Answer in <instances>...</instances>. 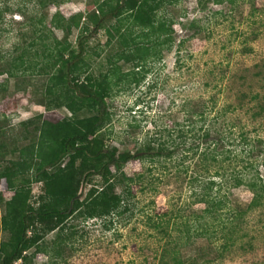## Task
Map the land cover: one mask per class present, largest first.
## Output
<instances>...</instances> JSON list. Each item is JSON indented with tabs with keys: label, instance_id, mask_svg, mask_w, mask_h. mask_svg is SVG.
Wrapping results in <instances>:
<instances>
[{
	"label": "rangeland",
	"instance_id": "rangeland-1",
	"mask_svg": "<svg viewBox=\"0 0 264 264\" xmlns=\"http://www.w3.org/2000/svg\"><path fill=\"white\" fill-rule=\"evenodd\" d=\"M101 2L0 0V83L7 81L6 88L0 91V172L6 168L15 170L13 162L18 159V149L35 136V128L41 120L57 122L73 116L65 107L47 108L39 103L41 83L44 96L52 97L63 85L62 74L52 73L43 81V76L36 74V68L17 77L8 69V60L29 45L36 27L44 36L48 34L47 28H51L52 35L64 44L66 50L57 51L59 59L77 54L76 59L84 71L80 81L90 76L93 83L105 87V109L110 113V120L96 136L107 150L114 147L117 153H132L148 137H156L168 146L176 144L181 140L176 138L178 129L191 128L189 110H196L198 115L206 116L205 125L215 124L212 129L221 130L226 123L228 126L232 123L235 124L234 137L238 138L240 130L246 132L251 145L262 149L246 159L258 164L249 169L254 172L256 168L264 178V0H236L232 5L224 1L223 7L212 0L164 2L155 11V17L171 20L170 47L167 44L158 47L162 49V58L150 63L149 71L138 86L120 83V86H112L109 96L108 81L115 80V76H108L109 57L119 50L120 44L117 36L108 35L109 24H115L114 19L92 32L93 23L88 17L99 14L97 5ZM54 13L68 20L73 17L68 22L71 24L68 31L50 26ZM40 18H43L42 24L37 23ZM132 22L131 18L127 19L121 30L126 29L136 37L141 28ZM84 25H87L85 30ZM143 39L136 37L137 41ZM43 42L49 43L50 38L44 37ZM41 43L28 46L29 52L32 54L35 49L41 52ZM31 54L25 56V60L39 63L40 59ZM153 58L150 55L148 61ZM116 64L122 71L130 67L122 61ZM138 99L140 105L135 103ZM224 107L227 111L213 118ZM255 112L259 114L253 116ZM92 113L80 111L75 116ZM136 124L138 126L134 127ZM200 124L194 123L195 128ZM189 134L185 146L193 144ZM257 139L261 143H257ZM204 146L199 145L195 153L193 150L186 153L183 165L189 166L187 174L177 173L172 167L184 154L180 150L171 160L155 159L149 172L148 162L130 159L121 173L131 177L143 172L145 179L130 182L128 210L111 219L68 217L65 223L73 225L75 234L70 241L61 244L59 255L55 254L57 247L53 245L55 231L61 225L56 218L54 230L38 241L47 251L36 252L32 264H172V250L177 252L179 264H264V204L245 215L233 234V241H228L224 248L221 247L225 242L222 234L228 232V228L222 233L192 236L195 226L203 222L193 219L203 204H192L195 200L192 193L198 191L201 180L193 188L189 175L198 157L204 156ZM237 147L245 148L244 145ZM241 165L237 169L240 170ZM106 178L108 183V174ZM119 178L120 173H116L110 181L115 182L117 192L123 193L125 185L118 182ZM236 184L228 189L229 197L244 207L251 192L241 184L240 177L236 178ZM104 185L100 175L82 180L78 190L80 199H84L90 188L99 189ZM16 188L28 191L27 202L33 208L45 201L44 184L36 181L32 171L24 170L12 181L0 178V255L1 245L10 237L9 230L1 226L6 213L4 203L14 195ZM154 222L160 226L154 227ZM182 222L192 225L189 238L183 231L184 224L180 225ZM34 248L23 251L12 264L25 261ZM164 248L169 252L164 253Z\"/></svg>",
	"mask_w": 264,
	"mask_h": 264
},
{
	"label": "trees",
	"instance_id": "trees-1",
	"mask_svg": "<svg viewBox=\"0 0 264 264\" xmlns=\"http://www.w3.org/2000/svg\"><path fill=\"white\" fill-rule=\"evenodd\" d=\"M166 1L171 2L172 0H102L97 5L99 14L89 15L88 21L93 23V33L103 27L107 20L108 23L111 19L115 20V24H109L108 35L110 38L117 36L120 48L109 57L108 76L110 74L115 76V80L108 81V96L112 86H120V83L128 87L138 86L149 71L150 63L162 58V49L158 47L163 44L170 47L171 20L155 17V11ZM212 1L223 7L225 6L224 1L232 5L236 0ZM1 18L2 10H0ZM72 18L68 20L54 13L49 24L53 28L68 31L71 27L68 22ZM129 18L132 19L133 25L141 28L140 34L136 37H142L143 40L137 41L129 31L121 30L122 25ZM37 23L42 24L43 18L38 19ZM82 29H87V25H84ZM39 31L36 27L33 28L34 36L27 45L31 47V45L42 42L41 52L35 49L31 54L28 46L23 47L19 55L8 60V69L14 77H17L23 76L30 68L32 71L36 68V74L43 76V81L52 73L62 74L63 85L55 90L52 97L44 96L43 83H41V102L39 103L47 108L65 107L73 116L57 122L41 120L35 128V136L18 149V159L13 162L15 170L9 171L6 168L5 171L0 172V178L5 177L12 181L24 170L32 171L36 181L43 182L45 197V201L33 208L27 202L28 191L16 188L14 195L4 203L6 213L2 217L1 226L9 230L10 237L6 243L1 245L0 264H12L23 251L35 247L31 256L19 263L32 264L36 252L47 251L45 247H40L38 241L41 236L54 230L53 223L56 218L60 219L61 225L55 231L53 245L57 247L55 254L59 255L61 244L70 241L75 234L73 225L65 223L68 217L75 215L83 218L108 217L111 219V216L128 210L127 195L130 193V182L145 179L143 172L131 177L121 173V168L130 159L136 158L148 162L147 171L149 172L152 168L150 165L155 159L156 161L157 159L171 160L180 150L184 154H181L172 167L176 168L177 173L187 174L189 166L183 165L186 153L190 150L195 153L201 144L205 145V154L203 157L199 156L195 162V168L189 175V181L194 188L193 185L201 180L198 191L194 190L192 193L195 197L192 204H203L199 214L193 217L194 220H203V222L195 226L192 236H202L206 233L213 235L215 231L222 233L225 228H228L229 231H224L222 234L225 242L221 247L224 248L228 241H233V234L245 215L264 204V178L256 168L254 172L249 169L258 164L246 160L254 152L259 154L262 149L252 146L243 130L237 134L239 139L234 137L232 129L235 124L231 123L228 126L226 123L221 130L220 128L212 129V125L215 124L205 125L204 113L198 115L196 110H189L188 119L191 128L178 129L176 138L181 140L176 144L168 146L164 141H158L156 137H148L143 139L132 153L125 151L117 153L114 147L107 150L96 136L107 120L108 122L110 120V113H107L105 109V96L107 95L105 87L102 84L93 83L90 76H85L84 80L80 81L84 71L76 59L77 54L72 53L66 58L59 59L57 51H65L64 44L52 35L51 28H47L46 36ZM44 37L45 39L50 38V42L45 44ZM30 54L39 58V63L26 61L25 56H30ZM150 55L154 57L152 61H148ZM117 61H122L124 65H130V67L122 71L116 64ZM6 86L7 81L0 83V91H3ZM135 103L140 105L141 100L138 99ZM80 111L93 113L76 117L75 114ZM226 111L227 107L222 108L213 118L221 117ZM258 114L259 112H255L253 116ZM198 122L201 124L196 129L194 123ZM137 126V124L134 125V127ZM188 133H190L189 137L193 140V144L185 146L183 144L186 143ZM256 142L261 143V140L257 139ZM236 144L244 145L245 148L239 149ZM241 163L239 170L237 167ZM111 168L113 171L110 170ZM116 173H120L118 182L125 185L126 190L123 193L117 192L115 182L110 181ZM93 175H100L105 185L99 189L90 188L81 200L78 190L82 180ZM237 177H240L241 184L251 192V197L244 207L238 205L234 199L231 201L229 197L231 193L228 189L237 185ZM152 224L156 228L160 226L157 222ZM183 224L186 227L183 231L187 232L186 237L189 238L192 225L186 222L180 225ZM167 251L164 248V253ZM171 252L173 263L179 264L180 261L175 255L177 252L175 250Z\"/></svg>",
	"mask_w": 264,
	"mask_h": 264
}]
</instances>
